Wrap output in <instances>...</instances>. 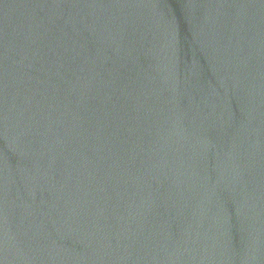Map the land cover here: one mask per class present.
Returning <instances> with one entry per match:
<instances>
[{
	"label": "water",
	"instance_id": "1",
	"mask_svg": "<svg viewBox=\"0 0 264 264\" xmlns=\"http://www.w3.org/2000/svg\"><path fill=\"white\" fill-rule=\"evenodd\" d=\"M0 264H264V0H0Z\"/></svg>",
	"mask_w": 264,
	"mask_h": 264
}]
</instances>
